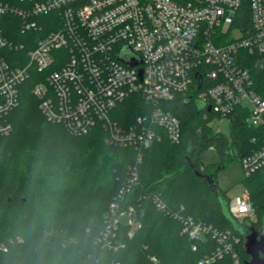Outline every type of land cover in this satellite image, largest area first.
<instances>
[{
    "label": "built area",
    "instance_id": "built-area-1",
    "mask_svg": "<svg viewBox=\"0 0 264 264\" xmlns=\"http://www.w3.org/2000/svg\"><path fill=\"white\" fill-rule=\"evenodd\" d=\"M245 1L249 28L234 25ZM124 48L141 61L128 65L118 57ZM250 62L264 66V0H0V138L13 131L9 115L29 79L36 81L31 91L48 121L74 135L99 126L106 142L133 147L139 161L143 149L164 137L182 140L180 120L164 105L180 94L222 117L246 111V123L264 130V98L254 90ZM132 95L140 96V114L125 122L122 105ZM241 161L246 177L263 168L264 144ZM137 183L134 166L112 213ZM149 198L164 209L159 195ZM141 210L131 204L120 209L111 222L113 237L121 224L132 237L141 227ZM229 212L258 221L248 189L230 201ZM183 223L191 239L210 234L217 241L200 264L226 255L230 264H243L240 239L230 230L191 218Z\"/></svg>",
    "mask_w": 264,
    "mask_h": 264
},
{
    "label": "trees",
    "instance_id": "trees-1",
    "mask_svg": "<svg viewBox=\"0 0 264 264\" xmlns=\"http://www.w3.org/2000/svg\"><path fill=\"white\" fill-rule=\"evenodd\" d=\"M234 25L250 27L247 1ZM248 67L254 90L264 98V66L250 62ZM35 82L29 79L22 87L20 105L9 115L13 131L0 138V264H200L217 248V241L210 234L191 239L183 232L186 218L230 230L240 239L236 246L243 264L250 259L243 242L250 227L258 231L264 225V167L244 180L258 214L252 224L231 215V200L217 183L219 170L229 160L242 159L264 144V130L246 123V111L226 117L230 133L225 134L209 124L222 116L177 95L164 105L180 120L182 140L174 144L164 137L143 149L139 161L133 147L106 142L99 126L74 135L48 121L31 91ZM140 103L139 95L128 97L122 120L131 122L140 114ZM211 147L221 155L216 165L202 160ZM134 166L138 183L112 213L111 205L119 202ZM154 194L164 209L151 201ZM130 204L142 209L141 227L129 237L121 224L113 237L112 220ZM115 240L124 245L106 244ZM230 261L226 255L211 264Z\"/></svg>",
    "mask_w": 264,
    "mask_h": 264
},
{
    "label": "rangeland",
    "instance_id": "rangeland-1",
    "mask_svg": "<svg viewBox=\"0 0 264 264\" xmlns=\"http://www.w3.org/2000/svg\"><path fill=\"white\" fill-rule=\"evenodd\" d=\"M209 124L215 131H222L225 134L230 133V122L226 117L215 118ZM202 160L205 164L216 165L221 161V155L211 147L203 152ZM245 177L241 159L234 157L227 162L224 168L219 170L217 183L219 188L226 193L227 197L233 200L243 195L246 189L244 183ZM69 242V239H67L66 243Z\"/></svg>",
    "mask_w": 264,
    "mask_h": 264
},
{
    "label": "water",
    "instance_id": "water-1",
    "mask_svg": "<svg viewBox=\"0 0 264 264\" xmlns=\"http://www.w3.org/2000/svg\"><path fill=\"white\" fill-rule=\"evenodd\" d=\"M118 57L124 60L128 65L138 64L141 61V59L128 48L122 49ZM199 104L202 107L201 103ZM207 110H210V107H208ZM205 176L207 178L210 177L208 175ZM250 230L251 232L244 237L243 242L244 250L250 256V259H248L245 264H264V257L261 256V254H264V225L260 231H256L253 227H250Z\"/></svg>",
    "mask_w": 264,
    "mask_h": 264
}]
</instances>
